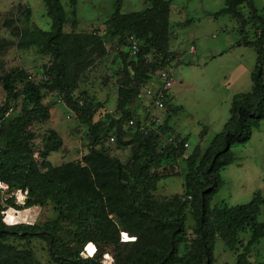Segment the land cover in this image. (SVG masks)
Wrapping results in <instances>:
<instances>
[{
    "label": "trees",
    "instance_id": "1",
    "mask_svg": "<svg viewBox=\"0 0 264 264\" xmlns=\"http://www.w3.org/2000/svg\"><path fill=\"white\" fill-rule=\"evenodd\" d=\"M43 1L51 18L49 30L38 27L23 30L18 25L14 27L17 47L38 45L43 53L50 55V62L41 67V82H36L31 74L22 69L0 76V85L5 92V100L0 104V122L17 96H21L22 101L21 113L0 125V139L5 140L4 146H0V182L8 186L6 204L0 205V238L19 231L38 234L48 241V251L55 264H105L104 260L109 255L112 259L110 264H212V246L216 235L234 248L239 242L238 233L248 229L251 235L237 254V264H252L249 260L250 247L264 236V223L257 221L264 199L256 196L246 204L213 209L209 207L208 201L220 187V168L233 160L231 145L249 140L252 127L264 118V16L252 12V19L257 20L261 28L260 34L254 40H243V43L252 45L257 52V61L250 74L251 90L233 95L231 116L223 129L214 135L198 161V151H194L186 160L184 187L191 195H186L182 201L193 198L196 237L190 244H186L187 251L183 247V252H180L177 241L181 233H184V202L174 200L172 203L155 206L146 199L140 188L147 183L154 184L158 179L151 176L148 170L158 161L155 146L159 136H167L168 148L179 153L185 148L186 140L167 135L169 126L161 122L146 133L133 132L131 139L122 140L120 122H125L131 116L126 105L129 98L137 93L138 84L135 83L134 87L128 83L121 86L116 102L117 108L122 111L116 121L119 124V144L132 148L134 170L128 172L119 159L111 156L104 148L92 149L84 156L83 167L79 163L69 162L44 171L37 165L28 146L26 127L33 119L43 121L49 118L48 107L42 102L43 89L56 94L76 114L80 124L89 129L91 144L101 143L103 136L100 133L105 130L104 122L93 121L96 112L94 101L73 94L76 83L82 80L93 60L106 54L105 38L87 31H64L65 12L60 0ZM226 1V7L215 15L231 13L245 25L247 21L238 7L250 4V0ZM169 4L167 0H145L143 9L121 13L118 2L115 11L106 20L111 34L125 41L128 52L135 57L130 60L131 68L134 67L132 71L135 81L140 77L145 65L143 60L147 56L154 58L153 65L158 69L168 65L174 57L169 50ZM21 14L28 18L30 8L27 7ZM15 22L16 18L12 17L4 26ZM131 35L138 42L135 53L130 48ZM3 41L4 38L0 36V42ZM155 109L151 105V112L156 114ZM204 133L203 129L201 136ZM169 138H173L174 143ZM42 140L43 158L57 150L62 143L55 130H50ZM87 178H92L95 188L84 187L83 181ZM19 191H25L27 200L23 205L16 202V193ZM42 193L46 197L56 198L58 203L72 213L74 220H84L88 224L86 226L91 224L94 227V234L87 236L79 250L67 247L58 234L45 228L28 223L10 225L2 220L8 206L18 209L29 207L32 202L28 199L34 198L37 202ZM124 233L128 239L121 238ZM99 240L109 243L112 253L101 249L97 242ZM89 243H92V249L88 248ZM87 249L92 252L87 253ZM105 253L109 255L104 258Z\"/></svg>",
    "mask_w": 264,
    "mask_h": 264
},
{
    "label": "rangeland",
    "instance_id": "2",
    "mask_svg": "<svg viewBox=\"0 0 264 264\" xmlns=\"http://www.w3.org/2000/svg\"><path fill=\"white\" fill-rule=\"evenodd\" d=\"M167 1H170L169 50L174 57L165 67L170 69L174 83L168 90L169 96L164 108L156 110V114L161 117L162 125L169 126L167 135L184 138L188 145L182 152H174L168 148L167 136L160 135L155 146L158 161L148 170L151 176L158 179L154 184L147 183L140 189L155 206L172 203L174 200L184 202V233H181L177 241L180 244L179 251L183 252L182 248L187 251L186 244H190L196 237L193 198L182 201L183 197L191 195L184 187L186 160L194 151H198V161L207 148L209 139L212 140L223 129L231 116V103L235 92H247L252 88L250 74L257 61V52L252 45L243 43V40H254L259 36L261 28L258 21L252 19V12L256 11L258 15L264 16V0H250V4H241L238 7L247 21L245 25L231 13L215 15L226 7V0ZM118 2L121 13L138 11L145 7V0H60L65 12L64 31H87L105 38L106 54L93 60L73 91L75 97H88L94 101L96 112L93 121L104 122L105 130L100 133L103 136L102 142L91 144L89 129L80 124L76 114L56 94L43 89L42 102L48 107L49 118L43 121L33 119L26 127L28 146L40 170H51L69 162L79 163L83 167V157L92 149L100 148L118 158L128 172L135 168L132 148L119 144V124L116 121L122 111L117 108L116 103L118 89L126 83L132 87L135 83L138 84L139 94L131 96L126 107L137 119H145L151 112V103L144 95V89L158 84L156 74L159 69L153 65L154 58L149 55L143 60L145 65L139 79L134 80V67L131 68L130 60L135 57L128 52L127 43L112 35L106 24ZM27 7L30 8L28 18L21 14ZM12 17L16 18V22L4 26ZM15 25L23 30L34 27L49 30L51 18L47 14L44 1L0 0V36L4 38L0 42V76L22 69L40 83L43 78L41 67L50 62V55L43 53L38 45L17 47ZM191 47H194L193 51ZM226 49H229L227 53L219 54ZM19 89L20 86L17 90ZM4 100L5 92L0 85V104ZM21 105V96H17L11 102L2 122L6 124L17 117L21 113ZM120 124L122 140L131 139L134 131L126 126V121L122 120ZM203 129L206 134L211 132L210 138L206 134L200 136ZM50 130L58 133L62 143L57 150L49 152L43 158L42 139ZM111 136L114 137L113 140L110 139ZM4 144L5 140L0 139V146ZM230 151L233 160L219 170L221 184L208 201L211 209L246 204L256 196L264 199V118L257 126L252 127L249 140L232 144ZM45 162L48 163L45 165ZM83 183L85 188H95L92 178H87ZM6 191L2 186V206L6 204ZM39 192L40 190L37 191ZM20 193H16V202L23 205L25 200H21ZM34 200L28 199L32 202L29 206L28 224L55 232L72 250H79L87 236L94 234L91 224L88 227L84 220H74L72 213L58 203L56 198L46 197L42 193L37 202ZM8 207L4 212L6 224L5 213ZM257 221L264 223V203ZM250 235L248 229L239 232V242L234 248L216 235L212 246V264H237V254L247 244ZM97 242L101 249L112 253L109 243L102 240ZM48 248V241L38 234L10 232L0 238V264H55ZM249 260L252 264H264V236L250 247Z\"/></svg>",
    "mask_w": 264,
    "mask_h": 264
},
{
    "label": "built area",
    "instance_id": "3",
    "mask_svg": "<svg viewBox=\"0 0 264 264\" xmlns=\"http://www.w3.org/2000/svg\"><path fill=\"white\" fill-rule=\"evenodd\" d=\"M130 48H131L132 53H135L138 49V42L132 35L130 36ZM191 50L193 51L194 47H191ZM156 78H157L158 84L156 86L146 87L144 90V94L148 98H150V103L154 108L162 109L164 108V105H165V99L167 98L168 90L172 87L174 80L170 72V69L166 67L160 68L157 71ZM160 122H161V117L157 116V114L153 112H150L149 115L145 119H141V120L131 115L126 120V126L134 132L146 133L149 130L155 128L158 124H160ZM110 139L113 140L114 137L111 136ZM169 140L172 143H174L175 141L173 138H169ZM187 145H188L187 142H184V146L186 147ZM0 186L5 187L6 189L8 188V186L2 182H0ZM188 198H190V196H188ZM121 235H123V232L121 233ZM125 237L127 238V236H122L121 238L125 239ZM106 255H109V254L105 253L104 258ZM104 262L105 264H107L105 260Z\"/></svg>",
    "mask_w": 264,
    "mask_h": 264
},
{
    "label": "bare ground",
    "instance_id": "4",
    "mask_svg": "<svg viewBox=\"0 0 264 264\" xmlns=\"http://www.w3.org/2000/svg\"><path fill=\"white\" fill-rule=\"evenodd\" d=\"M23 192L20 193L21 200H25L26 197L23 196ZM24 202V201H23ZM9 209L7 210L6 214V222L10 225L12 224H19V223H28L29 217H30V208L29 207H24L22 209H18L14 206H9ZM5 212V211H4ZM4 221H5V216H4ZM125 236V233H124ZM125 239H128L125 237ZM92 243L88 244V247L91 246ZM92 251L89 250V253ZM106 263L110 264L112 263L111 258L107 257Z\"/></svg>",
    "mask_w": 264,
    "mask_h": 264
},
{
    "label": "crops",
    "instance_id": "5",
    "mask_svg": "<svg viewBox=\"0 0 264 264\" xmlns=\"http://www.w3.org/2000/svg\"><path fill=\"white\" fill-rule=\"evenodd\" d=\"M227 51H229V49H226L225 51H222L221 53H219L220 55H222V54H224V53H227ZM218 54V55H219ZM212 58L214 59L215 58V55H213L212 56ZM238 66L241 68L242 66H241V64L239 63L238 64ZM238 91H236L235 93H237ZM234 94V93H233ZM169 96V95H168ZM168 96H167V98H168ZM168 108V107H167ZM136 109H138V108H136ZM157 111H160V110H157ZM154 112H156V109L154 110ZM205 131V130H204ZM206 132V131H205ZM204 134H206V133H204ZM206 135H209V138H210V136H211V132L209 133V134H206ZM201 136V135H200ZM202 137V136H201ZM210 142H211V140L209 139V144H210ZM208 144V145H209ZM208 147V146H207Z\"/></svg>",
    "mask_w": 264,
    "mask_h": 264
}]
</instances>
